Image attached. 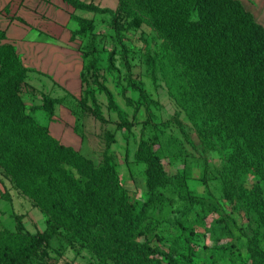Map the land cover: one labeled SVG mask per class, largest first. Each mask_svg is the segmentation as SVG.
<instances>
[{
  "label": "trees",
  "instance_id": "1",
  "mask_svg": "<svg viewBox=\"0 0 264 264\" xmlns=\"http://www.w3.org/2000/svg\"><path fill=\"white\" fill-rule=\"evenodd\" d=\"M66 1L74 10L112 14L114 21L127 13L131 22L146 24L155 32L156 48L145 60L148 69L155 71L170 63L176 67L181 85L194 87L197 96L192 101L201 112L203 129L222 141L232 155L223 172L226 198L235 200L236 208L253 218L256 212L264 222V25L241 0H119L115 9L93 1ZM79 16L71 15L75 40L77 20L90 22ZM79 49L84 59L83 97L75 111L83 109V100L89 97L99 118L107 120L86 81L90 71L87 54ZM32 71L0 31V169L46 216L47 233L39 241L56 233L68 245L85 249L89 264H181L176 248L155 244V233L153 239L150 235L165 220L183 226L178 215L197 206L194 194L186 189L184 175H169L154 153L156 138L148 135L142 139L136 152L145 164L149 187L145 205L137 210L111 150L115 131L125 128L127 111L109 89L99 85L119 121L115 131L106 133V148L95 162L53 137L48 126L33 117L22 97L23 83ZM43 97V107L52 118L54 106L61 100L47 94ZM140 106L133 118L142 111L143 123L153 128L148 105ZM249 171L259 176V183L251 188L241 179ZM159 187L174 196L164 195ZM156 201L173 207L161 221L145 222L146 207ZM37 242L25 243L16 234L0 233V264H56L53 259L28 263L39 248ZM263 242L264 234L254 229L247 241L250 264H264ZM40 257L43 259L42 254Z\"/></svg>",
  "mask_w": 264,
  "mask_h": 264
},
{
  "label": "rangeland",
  "instance_id": "2",
  "mask_svg": "<svg viewBox=\"0 0 264 264\" xmlns=\"http://www.w3.org/2000/svg\"><path fill=\"white\" fill-rule=\"evenodd\" d=\"M96 3L116 7L106 0H96ZM78 13L79 17L90 20L89 23L77 20L75 28L79 46L87 54V66H90L86 81L107 118L104 121L99 118L91 98L83 100V109L77 110L78 130L84 137L81 152L99 162L106 148V133L117 128L119 117L108 107V97L101 85L113 93L114 100L123 110L128 111L125 128L121 132L115 131L121 142L128 141L127 148L119 150L115 160L136 209L140 210L149 196L143 171L145 164L136 157L139 142L148 135L156 138L153 150L160 156L165 171L169 175H184L186 189L195 196L197 207L178 215L183 226L163 221L150 235L153 239L155 233L154 243L176 248L181 264H250L247 241L254 229L264 234V222L256 212H253V218L236 208L235 200L226 198L223 172L229 168L232 155L222 141L203 129L201 112L192 101L197 96L194 87L182 86L176 67L170 63L166 62L155 71L148 69L145 60L156 48V34L148 25L131 22L132 17L127 13L116 21L112 14L85 10ZM37 77L28 72L22 97L33 117L47 125L50 110L43 107L45 93ZM144 102L149 107L153 128L143 123L144 112L133 118L138 111L135 109ZM133 122L135 125L132 126L130 123ZM126 166L131 171H123ZM241 179L248 188L259 183V176L254 171ZM159 189L166 196H174L167 189ZM202 205L206 207L201 211ZM172 207V204L163 206L156 201L153 206L146 207L145 222L150 219L161 221ZM46 220L35 203L0 169V233L16 234L25 243L38 241L39 248L34 249L28 263L53 259L57 260L56 264H89L90 254L85 249L68 245L56 233L50 239L39 241L41 234L47 233Z\"/></svg>",
  "mask_w": 264,
  "mask_h": 264
},
{
  "label": "crops",
  "instance_id": "3",
  "mask_svg": "<svg viewBox=\"0 0 264 264\" xmlns=\"http://www.w3.org/2000/svg\"><path fill=\"white\" fill-rule=\"evenodd\" d=\"M108 1L118 6L119 0ZM241 1L264 25V0ZM78 11L66 0H0V31L14 44L24 65L35 70L30 73L39 76L43 92L61 100L55 104L47 124L50 134L81 151L84 137L78 130L79 111L75 106L83 97L84 59L78 40L73 38L71 18ZM117 132L111 145L115 154L128 144L125 139L121 142ZM129 170L127 166L123 168Z\"/></svg>",
  "mask_w": 264,
  "mask_h": 264
}]
</instances>
